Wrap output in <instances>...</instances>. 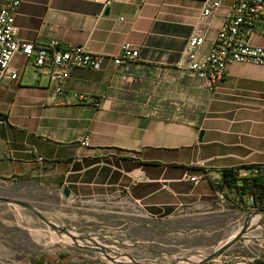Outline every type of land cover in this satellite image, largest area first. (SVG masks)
Returning a JSON list of instances; mask_svg holds the SVG:
<instances>
[{
	"label": "crops",
	"instance_id": "obj_1",
	"mask_svg": "<svg viewBox=\"0 0 264 264\" xmlns=\"http://www.w3.org/2000/svg\"><path fill=\"white\" fill-rule=\"evenodd\" d=\"M204 1L21 0V39L105 57L126 43L138 58L72 69L58 92L47 67L16 54L18 79L0 83V187L34 185L98 208L137 243L152 232L185 243L232 236L247 193L222 185V171L238 168L240 184L242 172L264 168V66L232 62L214 90L189 75L187 42L202 34L208 52L232 0L202 19ZM250 44L264 46L260 27Z\"/></svg>",
	"mask_w": 264,
	"mask_h": 264
},
{
	"label": "rangeland",
	"instance_id": "obj_2",
	"mask_svg": "<svg viewBox=\"0 0 264 264\" xmlns=\"http://www.w3.org/2000/svg\"><path fill=\"white\" fill-rule=\"evenodd\" d=\"M25 187L21 190L18 185L0 187V196L30 203L51 222L68 228L75 240L53 230L30 210L0 201V264L11 261L30 264L32 260L56 264L57 258L60 264H119L106 255L128 264H134V260L142 264H170L186 261L190 256L204 259L226 240L210 243L196 238L185 243L179 237L152 232L141 234L151 238L150 242L137 243L132 238L137 235L134 230L122 226L114 216L109 217L98 208L85 209L83 202L67 204L52 190L34 185ZM239 227L236 225L232 232ZM101 246L106 248V254L100 250ZM263 251L255 240L243 236L202 264H254L255 261L264 264Z\"/></svg>",
	"mask_w": 264,
	"mask_h": 264
},
{
	"label": "built area",
	"instance_id": "obj_3",
	"mask_svg": "<svg viewBox=\"0 0 264 264\" xmlns=\"http://www.w3.org/2000/svg\"><path fill=\"white\" fill-rule=\"evenodd\" d=\"M111 1L105 0V4ZM20 2L21 0H4L0 6V83L18 79L19 71L12 63L16 54L22 55L34 67H47L58 92L61 90L62 81L72 69L98 70L103 67L106 59L112 69H117L120 65L138 58V50L126 43L121 45L117 54L105 57L91 53L82 45L61 47L55 41L40 43L21 39L17 37L14 23ZM220 5L221 0H205L201 18L207 19L212 16ZM257 27L264 32V0H232L226 8L209 51L199 52V47L204 42L202 34L192 36L184 50L183 66L189 75L213 90L216 87L215 83L223 78L227 65L232 62L264 66V46L250 44L251 36L257 31ZM4 122L0 116V123ZM81 144L87 145V140L83 139ZM200 166L202 167L203 163H200ZM259 169L264 170L262 167H254L242 174L248 177L256 174ZM262 177L264 179V172ZM184 179L197 182L200 176H185ZM246 208L247 212L264 209V194L247 193ZM244 236L251 237L256 241V245L264 250V230L257 224L255 217L252 218ZM256 258L260 257L256 255ZM261 258H264V255ZM11 262L10 264H18V261Z\"/></svg>",
	"mask_w": 264,
	"mask_h": 264
},
{
	"label": "water",
	"instance_id": "obj_4",
	"mask_svg": "<svg viewBox=\"0 0 264 264\" xmlns=\"http://www.w3.org/2000/svg\"><path fill=\"white\" fill-rule=\"evenodd\" d=\"M108 11V9H106V12ZM62 194L65 198H68L70 195V191L67 187H64L62 190ZM0 201L2 202H6V203H10V204H14V205H19L22 206L28 210H30L33 214H35L40 220H42L43 222H45L49 227H51L53 230L62 232L70 237H72L75 240L74 235H72L69 231L68 228L65 227H60L58 225H56L55 223L51 222L49 219H47L44 215H42L33 205H31L28 202L22 201V200H18V199H13V198H9V197H3L0 196ZM256 218L257 220V224L260 225V227L264 230V209H255V210H251L249 211L246 216L244 217L242 224L240 225L239 229L231 236L228 237L223 243L219 244L214 251L208 255L207 257H205L204 259H201L200 261H198L195 264H202L206 261L212 260L217 254H219L222 250L226 249L230 244H232L233 242L237 241L238 239H240L241 237L244 236V234L246 233L249 224L252 220V218ZM100 250L105 253L106 248L104 246L100 247ZM111 251V250H110ZM106 254V253H105ZM112 262H116L119 264H128V262H124V261H119L114 259L113 257L106 255ZM134 264H142L140 262L137 261H133ZM170 264H177V263H170Z\"/></svg>",
	"mask_w": 264,
	"mask_h": 264
},
{
	"label": "trees",
	"instance_id": "obj_5",
	"mask_svg": "<svg viewBox=\"0 0 264 264\" xmlns=\"http://www.w3.org/2000/svg\"><path fill=\"white\" fill-rule=\"evenodd\" d=\"M263 172L264 170L259 169L256 174L240 178L242 182L238 184V168H226L222 171L221 183L222 185L242 192L262 195L264 194ZM257 262L255 261L254 264H257ZM31 264H43V262L41 260H32Z\"/></svg>",
	"mask_w": 264,
	"mask_h": 264
},
{
	"label": "bare ground",
	"instance_id": "obj_6",
	"mask_svg": "<svg viewBox=\"0 0 264 264\" xmlns=\"http://www.w3.org/2000/svg\"><path fill=\"white\" fill-rule=\"evenodd\" d=\"M236 231H233L232 234H234ZM231 234V235H232ZM231 237V236H230ZM201 258L199 256H190L186 258V261H180L177 264H195L197 263Z\"/></svg>",
	"mask_w": 264,
	"mask_h": 264
},
{
	"label": "flooded vegetation",
	"instance_id": "obj_7",
	"mask_svg": "<svg viewBox=\"0 0 264 264\" xmlns=\"http://www.w3.org/2000/svg\"><path fill=\"white\" fill-rule=\"evenodd\" d=\"M60 255V254H59ZM63 256V255H62ZM69 260V259H68ZM60 262H61V260H60V258H57V260H56V264H60ZM70 263V262H69ZM71 264V263H70Z\"/></svg>",
	"mask_w": 264,
	"mask_h": 264
}]
</instances>
